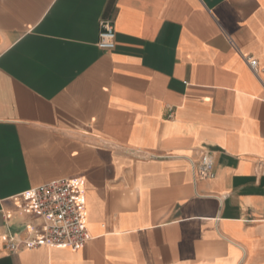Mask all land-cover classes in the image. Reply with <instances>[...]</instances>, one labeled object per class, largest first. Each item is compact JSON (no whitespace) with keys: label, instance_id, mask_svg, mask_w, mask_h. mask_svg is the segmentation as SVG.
Here are the masks:
<instances>
[{"label":"crops","instance_id":"obj_1","mask_svg":"<svg viewBox=\"0 0 264 264\" xmlns=\"http://www.w3.org/2000/svg\"><path fill=\"white\" fill-rule=\"evenodd\" d=\"M76 177L87 244L10 252ZM0 264H264V0H0Z\"/></svg>","mask_w":264,"mask_h":264},{"label":"built area","instance_id":"obj_2","mask_svg":"<svg viewBox=\"0 0 264 264\" xmlns=\"http://www.w3.org/2000/svg\"><path fill=\"white\" fill-rule=\"evenodd\" d=\"M97 45L109 51L116 47L113 20H101ZM248 60L251 69L257 72V59ZM193 169L196 178H212L215 175L212 152H204L198 163L193 162ZM8 200L12 207L1 209L6 221L16 213L35 215L39 219V223L23 227V237L14 232L2 234L10 252L40 246L79 250L91 239L87 228L85 181L81 177L52 180L19 192Z\"/></svg>","mask_w":264,"mask_h":264}]
</instances>
